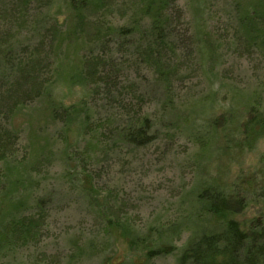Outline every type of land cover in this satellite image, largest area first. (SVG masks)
Here are the masks:
<instances>
[{
    "label": "rangeland",
    "instance_id": "374dc122",
    "mask_svg": "<svg viewBox=\"0 0 264 264\" xmlns=\"http://www.w3.org/2000/svg\"><path fill=\"white\" fill-rule=\"evenodd\" d=\"M90 1L77 17L0 0V192L2 158L28 177L22 205L0 198V264H177L205 186L246 202L242 225L264 220V17L254 40L242 22L262 0ZM47 93L74 106L68 126ZM143 120L146 142L126 141ZM147 240L174 250L148 258Z\"/></svg>",
    "mask_w": 264,
    "mask_h": 264
},
{
    "label": "trees",
    "instance_id": "16d2710c",
    "mask_svg": "<svg viewBox=\"0 0 264 264\" xmlns=\"http://www.w3.org/2000/svg\"><path fill=\"white\" fill-rule=\"evenodd\" d=\"M65 4L69 14L75 13L79 17V13L86 8L90 0H62ZM166 0H148V5L152 9L157 8L156 13L165 10ZM53 2L47 3V5H52ZM92 5V3L90 4ZM256 9L251 10V16L248 19H242L244 26L247 31L253 35L257 34L258 30L256 26L252 25V22L262 21L264 17V0L258 5H254ZM158 16L161 14H157ZM162 19V18H161ZM163 21V20H162ZM160 19L156 18L153 20V28L151 34L158 32L156 36L162 39L165 35V23ZM134 27L125 25L116 27L114 33L118 34L120 38L130 36L132 33H136ZM141 36L143 33L141 32ZM256 37H251L254 40ZM12 51L9 48H5L0 52V59H7L10 57ZM24 62L18 64V71L26 66ZM76 77L75 73L71 74V80ZM47 103L42 107V111L49 115L53 120L58 118L62 119L65 123V127L68 126L67 118L70 119V111L74 109V106L65 107L62 105L61 101H56L50 97V94H46ZM247 102V101H246ZM245 110H253L254 106L251 102L245 103ZM251 107V108H250ZM250 111V112H251ZM53 116V117H52ZM250 118L249 121L242 122L240 128L244 129L247 133H257L260 130V125L258 119ZM144 121V120H143ZM262 121V120H261ZM30 124V123H29ZM63 126V127H64ZM146 122H142L139 125H131L123 130V138L132 144H144L146 142L147 131ZM62 131L64 129L62 128ZM7 167L3 170L4 180H7L10 174L11 179H9V186L5 187L0 192V198H5L11 200V204L15 208L22 205L23 200L16 199L17 195L24 194L26 189L28 177L22 176V174L17 171L18 166L13 167L11 161H7V158H2ZM13 171L11 172V170ZM11 172V173H10ZM15 172V177L12 175ZM28 175V173H27ZM30 176V175H29ZM1 183V182H0ZM1 185H3L1 183ZM3 187V186H2ZM11 187V188H10ZM3 196V197H1ZM21 196V197H22ZM20 197V198H21ZM197 201L202 208V212L197 215L193 229L192 238L189 240L188 244L181 251L177 264H264V220L259 218L251 221V224H241L239 221L230 217L236 208H243V200H241L240 205L235 197L228 196L222 191L218 186L211 185L205 186L197 195ZM6 205V204H5ZM1 204V206H5ZM7 206L1 211V214L6 213ZM145 246L149 250L147 257L152 258L161 254H168L174 250L172 245L161 247L154 245L151 241L147 240ZM143 244V245H144Z\"/></svg>",
    "mask_w": 264,
    "mask_h": 264
}]
</instances>
